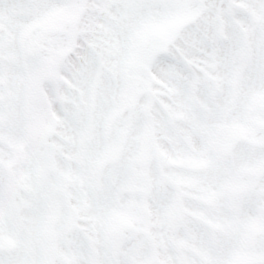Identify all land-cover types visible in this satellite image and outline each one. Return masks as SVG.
<instances>
[{
    "label": "snow or ice",
    "instance_id": "6c2138e0",
    "mask_svg": "<svg viewBox=\"0 0 264 264\" xmlns=\"http://www.w3.org/2000/svg\"><path fill=\"white\" fill-rule=\"evenodd\" d=\"M0 264H264V0H0Z\"/></svg>",
    "mask_w": 264,
    "mask_h": 264
}]
</instances>
